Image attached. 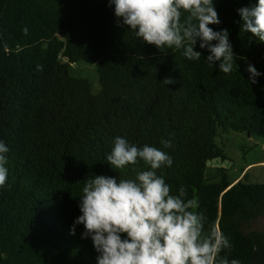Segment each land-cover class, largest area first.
Returning a JSON list of instances; mask_svg holds the SVG:
<instances>
[{
    "label": "trees",
    "instance_id": "1",
    "mask_svg": "<svg viewBox=\"0 0 264 264\" xmlns=\"http://www.w3.org/2000/svg\"><path fill=\"white\" fill-rule=\"evenodd\" d=\"M255 3L215 0L221 23L210 27L229 30L236 54L225 74L199 45L202 56L193 61L183 49L144 43L117 25L109 0H0V139L10 149L0 264H97L83 225L70 235L86 180L150 170L143 161L114 169L106 157L116 137L172 157L157 174L170 194L186 187L187 198L198 200L205 231L215 224L229 238L221 256L264 264V232L246 229L264 216V183L249 182L245 169L232 178L209 166L228 158L221 133L264 138V76L250 84L247 71L252 64L264 73V42L243 31L237 12ZM81 61L96 65L98 93L71 74ZM170 134L172 147L164 148Z\"/></svg>",
    "mask_w": 264,
    "mask_h": 264
},
{
    "label": "clouds",
    "instance_id": "2",
    "mask_svg": "<svg viewBox=\"0 0 264 264\" xmlns=\"http://www.w3.org/2000/svg\"><path fill=\"white\" fill-rule=\"evenodd\" d=\"M109 6L117 25L127 26L144 43L160 51L183 49L184 57L193 61L202 56L199 45L208 51L209 65L225 74L234 71L236 54L229 30L210 27L221 23L215 0H109ZM237 12L243 31L264 42V0ZM182 13L187 14L183 19ZM247 71L250 84L264 76L252 64ZM164 80L168 85L175 83L170 77ZM173 136L161 140L164 148L172 147ZM9 151L0 139V188L8 179ZM106 160L114 169L143 161L150 170L137 172L134 179L94 175L86 180L78 203L81 214L70 235L83 225L82 238L91 239L97 264H241L220 255L231 247L229 238L215 224L205 231L206 217L195 211L198 200L187 198L186 187L170 194V185L157 174L162 166L173 165L168 153L116 137Z\"/></svg>",
    "mask_w": 264,
    "mask_h": 264
},
{
    "label": "rangeland",
    "instance_id": "3",
    "mask_svg": "<svg viewBox=\"0 0 264 264\" xmlns=\"http://www.w3.org/2000/svg\"><path fill=\"white\" fill-rule=\"evenodd\" d=\"M69 70L72 75L89 80L95 93L100 91L101 84L96 65L81 61L72 64ZM219 144L224 148L228 158L209 161L210 167H223L228 170L232 178L240 176L245 169V172L248 171L249 182L264 183L263 137L259 135L249 137L241 132L221 133ZM246 229L247 231L264 232V216L246 225Z\"/></svg>",
    "mask_w": 264,
    "mask_h": 264
}]
</instances>
